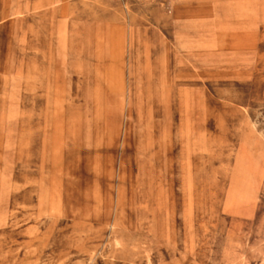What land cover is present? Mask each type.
Segmentation results:
<instances>
[{
    "label": "rangeland",
    "instance_id": "obj_1",
    "mask_svg": "<svg viewBox=\"0 0 264 264\" xmlns=\"http://www.w3.org/2000/svg\"><path fill=\"white\" fill-rule=\"evenodd\" d=\"M0 264H264V0H0Z\"/></svg>",
    "mask_w": 264,
    "mask_h": 264
},
{
    "label": "bare ground",
    "instance_id": "obj_2",
    "mask_svg": "<svg viewBox=\"0 0 264 264\" xmlns=\"http://www.w3.org/2000/svg\"><path fill=\"white\" fill-rule=\"evenodd\" d=\"M254 1V0H253ZM252 8V7H251ZM242 19V18H241ZM2 20V19H1ZM5 20V19H4ZM87 32V31H86ZM8 34V33H7ZM85 36V35H84ZM96 38V37H95ZM97 44V43H96ZM103 44V43H102ZM99 45V44H98ZM97 45V46H98ZM100 46V45H99ZM104 46V45H103ZM101 48V47H100ZM99 50V49H98ZM95 51V50H94ZM95 53V52H94ZM96 55V54H95ZM102 56V55H101ZM100 56V57H101ZM102 58V57H101ZM96 68V67H95ZM3 72V71H2ZM96 72V71H95ZM98 72V71H97ZM96 89V88H95ZM101 90V89H100ZM98 95V94H97ZM95 96V95H94ZM98 97V96H97ZM95 98V97H94ZM96 99V98H95ZM98 99V98H97ZM69 104V103H68ZM93 104V103H92ZM102 106V105H101ZM74 107V106H73ZM103 107V106H102ZM80 108V107H79ZM93 108V107H92ZM73 111V110H72ZM75 114V112L73 113V115ZM97 114V113H96ZM98 115V114H97ZM99 116V115H98ZM100 119V118H99ZM67 122V121H66ZM105 123V122H104ZM67 124H69V123H67ZM82 124V123H81ZM80 125V124H79ZM78 125V126H79ZM76 126V125H75ZM80 131V130H79ZM110 132V131H109ZM66 133V132H65ZM75 133V132H74ZM73 132L71 133L72 135L74 134ZM262 134V133H261ZM67 135V134H66ZM67 137V136H66ZM74 137V136H73ZM75 138V137H74ZM67 150V149H66ZM95 162V161H94ZM96 163V162H95ZM240 165V164H239ZM96 167H97V165H95ZM95 167V168H96ZM251 179V178H250ZM190 180V179H189ZM191 181V180H190ZM189 181V182H190ZM253 186V185H252ZM237 190V189H236ZM252 191H253V189H252ZM232 192V191H231ZM238 192V191H237ZM236 194V193H235ZM240 193H238V195H239ZM241 195V194H240ZM240 195H239V197H240ZM99 197V196H98ZM99 202V201H98ZM148 260V259H147Z\"/></svg>",
    "mask_w": 264,
    "mask_h": 264
}]
</instances>
